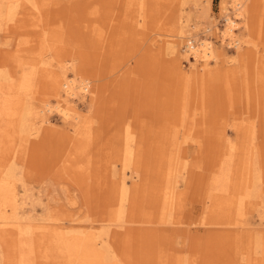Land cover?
<instances>
[{
	"label": "rangeland",
	"instance_id": "1",
	"mask_svg": "<svg viewBox=\"0 0 264 264\" xmlns=\"http://www.w3.org/2000/svg\"><path fill=\"white\" fill-rule=\"evenodd\" d=\"M233 1L0 0V13L15 6L0 16V180L16 204L0 205V264H85L90 250L75 242L114 219L125 173L126 221L108 237L119 264H256L253 250L242 259L245 237L264 219L243 196L234 217L246 223H231L227 188L254 169L264 180V0L238 1L234 33L249 41L239 52L221 37ZM187 37L209 39L216 63L192 67ZM44 43L47 76L59 65L89 93L70 104L79 128L52 110L50 125L23 137L24 101L64 97L34 68Z\"/></svg>",
	"mask_w": 264,
	"mask_h": 264
},
{
	"label": "bare ground",
	"instance_id": "2",
	"mask_svg": "<svg viewBox=\"0 0 264 264\" xmlns=\"http://www.w3.org/2000/svg\"><path fill=\"white\" fill-rule=\"evenodd\" d=\"M238 1L239 0H234L232 2V4H231L232 7H235L236 9L234 10L233 16H227L226 17V22L224 23V27L221 30V37L224 41H227V42H225V43H227L226 45H233L237 52H239V50L243 47V45H247L249 43L248 39H246V38L239 39L235 36V33H234V31L238 28V22H235V19L236 18L241 19L242 17H244V13L242 11L243 9L242 10L240 9L241 6L239 5L240 3H238ZM238 5L240 7H238ZM14 7L15 6H9L7 8L5 14L1 12L0 16H2L3 18L7 17V19H11L14 15V12H13ZM32 7H33L32 8L33 10L34 9L38 10V6H35L32 4ZM182 31L183 30H181V32ZM184 33H183V35H184ZM190 38L191 37L186 38L185 44H186L188 53L191 54L193 59H194L193 60L194 63L191 64V66L194 67V66H196V64L207 66V63H205L206 61H213V63L215 64L217 61V57H216V55H214V51H213L211 41L209 39H207L206 37L205 38H195L194 41H192ZM47 48H48V44L44 43L43 49H40L39 54H38L39 60L34 65L35 70L38 69L37 63H38V65L41 66L40 70H42V71L43 70L46 71L47 69H44V67H48L52 64L48 60L45 61L41 55V52ZM61 67H63V66H61ZM57 68H58V71L57 72L53 71L54 72L53 76H50V75L47 76V74L49 72H52V71L47 70L46 71L47 73H46V75L44 74V77L47 76L51 81L53 80V78L55 80L59 81V84L62 87L61 90L63 92L64 97H62L61 100H58L54 105L44 104V105L39 106V105H36L34 103L32 104L30 101L27 103H25V101H24L23 104H25V106L23 105L24 108L22 111V116L20 117V119L18 121L19 122L18 123L19 132L21 135H23V137L32 136L33 134H38V132L40 131V129L44 125H50L51 124V120L47 115V111L55 110L60 115V118L63 121H65L66 123H68L69 125H71L74 129L79 128L82 124L80 122H77L79 119V115L75 112V108L72 107L70 104H71L73 97H76V96L78 97L81 93H85V94L89 93V90H88L89 85L87 82H85V80H80V85L76 86L77 75L75 72L71 75H68V73L63 71V68H60L59 65L57 66ZM129 145L130 144L128 143L125 150H124V154H123V167L126 169L129 168L131 163L136 164L135 161L133 160L134 154L136 155V153L133 154V150H132L133 148ZM232 149H233V147H232ZM132 154H133V157H131ZM229 159H231V158H229ZM249 161H250V159H249ZM230 163H231V161H230ZM250 163L251 162H249V164ZM236 164H237V162H236ZM231 165H232V163H231ZM173 166H174V163H173ZM229 166L227 168H229ZM230 167L231 168L229 170H232V168L236 169L235 166L234 167L230 166ZM173 169L176 170V167H173ZM250 169H249V171H250ZM254 170H251V174H248L245 177V179L242 180L243 181L242 187L238 186L240 188L239 192H240L241 196H239V194H238L239 193L238 187L236 186L237 183H236V185L231 184L229 188L226 187L229 190L228 193L230 194L229 196H231V201H232V205H233V207H231V210L233 211V212L231 211V223H236V224L246 223L245 220L242 219L243 220V222H242L240 219H238L237 218L238 216L234 217L236 215L234 212L243 209L242 203H241V199L243 196H247L248 198H252L253 200H255V204H254L256 206L255 214L257 215V218L259 219L260 222L263 221V219H264V216H263V214H264V180H262L258 176L254 177L256 175V174L252 175V171H254ZM224 171L226 172V170H224ZM234 171H236V170H234ZM256 171H258V170L256 169ZM225 172H224V174H225ZM229 172H232V171H229ZM126 175L127 174L125 173L123 176L126 177ZM173 175L174 174L171 173V176H173ZM9 176H10V174H9ZM123 176L121 178V183H120L121 189H119V195H118V208L116 209V211L114 213L115 215L113 214L114 219L109 221L111 223H108V224L104 225V227H101V228H104L105 231H101V232L97 233L96 235L94 233H91V232H89L87 234L84 233V231L80 232V235L81 234L82 235L81 236L79 235L77 238V241L75 242V244H77V246L80 247L82 250H84V251H86L87 249L90 250L88 253L84 254L88 259L86 262H84L85 264H108L109 262H111L110 264H119L117 256L114 254L115 251L113 252L111 244H108V237L110 236L109 234H110V230L112 229L111 228L112 226L120 229L123 227V223L126 221L125 217L127 216V204L129 202V195L130 194H129V191L127 189L128 187H126L127 185H125V181H124L125 177H123ZM128 176L130 177L129 173H128ZM131 176L133 177L134 174H131ZM233 176L235 177V175H233ZM4 178H6V177H4ZM230 178L231 177H229V179ZM131 180H132V178H131ZM227 181H231V180L227 179ZM172 183L173 182H171L172 186L170 187L169 195L166 196V207H167L166 209L168 210V212L171 210V205H172V201H173L172 193H174V192H172V191L174 188L173 189H171V188L173 187L174 183L173 184ZM233 184H234V182H233ZM222 186H223V184H222ZM165 191H166V189H165ZM5 202H10L12 204L13 208L16 209L15 201L13 200V197L11 195V189L8 187V184L6 182H4L3 179H1L0 180V205H3ZM242 213H244V212H241V214ZM243 217H244V214H243ZM3 220L4 219H2V221ZM246 220L248 221L247 218H246ZM112 222H114V223H112ZM247 223H249V222H247ZM261 223H263V222H261ZM86 236H88V238H86ZM112 237H114V236L112 235ZM115 237H116V235H115ZM117 237H119V236H117ZM96 238H101L102 242H101L100 246L98 245L99 243L96 241ZM73 240H75V239H73ZM71 242H73V241H71ZM245 242H246V247L243 249V251L246 252V255L244 254V257H242V259L245 260L246 262H249L248 259H249V257H251L250 251L253 250V252H254L253 254L256 255V258L253 257L255 260V263L256 264H264V229H263V233H261L260 235H258L256 237L254 236V238H252V236H250V235H246ZM102 258L107 259L108 262L103 263Z\"/></svg>",
	"mask_w": 264,
	"mask_h": 264
}]
</instances>
